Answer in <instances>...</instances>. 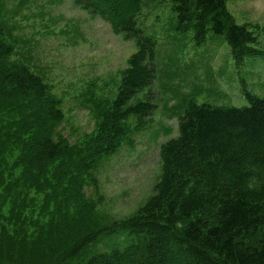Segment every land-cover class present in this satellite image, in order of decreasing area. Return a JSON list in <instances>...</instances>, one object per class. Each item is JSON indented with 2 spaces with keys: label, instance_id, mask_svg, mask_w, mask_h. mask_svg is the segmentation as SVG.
I'll return each instance as SVG.
<instances>
[{
  "label": "trees",
  "instance_id": "1",
  "mask_svg": "<svg viewBox=\"0 0 264 264\" xmlns=\"http://www.w3.org/2000/svg\"><path fill=\"white\" fill-rule=\"evenodd\" d=\"M166 1L175 30H192L196 44L211 32L236 64L264 56L226 0L159 2ZM143 4L74 0L136 46L116 97L97 107L95 141L70 144L55 132L59 100L26 64L10 63L13 49L0 41V264H264V96L246 91L243 107L190 102L177 136L159 147V176L137 212L121 223L89 222L86 176L121 144L128 118L143 120L155 108L149 100L130 103L155 79L156 43L138 20ZM118 229L128 231L123 246L71 262Z\"/></svg>",
  "mask_w": 264,
  "mask_h": 264
},
{
  "label": "rangeland",
  "instance_id": "2",
  "mask_svg": "<svg viewBox=\"0 0 264 264\" xmlns=\"http://www.w3.org/2000/svg\"><path fill=\"white\" fill-rule=\"evenodd\" d=\"M159 1L143 0L138 19L156 43L155 79L130 102L149 100L155 108L143 120L128 118L121 144L86 176L83 192L92 224L121 223L152 194L160 173L159 147L177 136L178 117L190 102L243 107L245 91L264 96V56L236 64L224 38L211 32L205 43L196 44L192 30H175L171 3ZM226 5L238 24L253 31L264 53V0H226ZM0 41L13 49L8 61L26 64L59 100L63 118L55 132L70 144L95 141L101 123L97 107L116 97L134 41L114 34L74 0H0ZM127 235L122 229L105 234L71 262L123 246Z\"/></svg>",
  "mask_w": 264,
  "mask_h": 264
}]
</instances>
